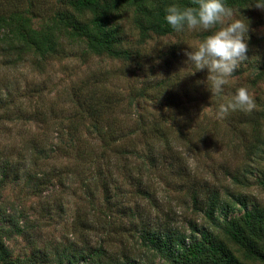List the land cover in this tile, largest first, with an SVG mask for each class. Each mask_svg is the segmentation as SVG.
<instances>
[{
	"label": "rangeland",
	"instance_id": "374dc122",
	"mask_svg": "<svg viewBox=\"0 0 264 264\" xmlns=\"http://www.w3.org/2000/svg\"><path fill=\"white\" fill-rule=\"evenodd\" d=\"M33 1L41 12L40 16L32 18L26 12L21 16L27 17L25 23L33 30L46 29L49 23L46 22L47 14L44 10L56 12L60 10V4L57 0ZM136 1L138 0H131L125 11L114 12L105 24H111L116 36H120L121 48L131 47L133 51L136 49L139 55L134 60L124 61L105 54L76 57L74 52L63 57L59 53L60 57L53 56L37 63L33 61L34 64L24 59L14 67H6L3 60H0V101L6 103L9 112L13 111L7 120L1 119L3 114L0 111V161L8 156L17 165V179L0 188V227L4 229L1 238L11 259L27 260L36 248L46 254L49 264H68L67 259L72 249L101 245L114 252L118 259L128 254L144 264H170L167 256L146 250L139 243L138 233L130 224H124V217L116 214L111 216L109 204L112 208L117 204L131 207L138 204L141 208L149 209V215H154L157 223H168L157 226L167 225L184 232V242L188 240L191 226L200 230L213 227L229 250L239 257L245 254L240 245L221 232L219 226L223 212L214 210L210 219L207 218L203 211L192 209L187 191L177 186H180L181 181L185 182L181 178L185 169L196 182H206L221 196L228 189L233 194L245 195L249 202L254 200L264 205V193L251 181L256 171L255 165L259 170H264V71L257 78L256 68L251 65L254 61L258 67H261L258 64L264 63V11L251 6L257 0L248 1L247 5L232 6V18L242 19L249 24L250 53L248 59L229 78V84L224 87L223 92L213 95L208 89L210 82L207 81V69L195 70L194 65L186 62L184 54L185 51L194 50L201 41L197 39L201 32L186 29L164 37L150 34L143 44H138V30L134 26L136 10L139 8ZM20 2L24 4L23 8H27L28 0ZM143 2L152 9L164 2L167 4V0ZM15 19L19 20L21 17ZM56 34L62 35L59 37L62 38L60 45L64 47L78 44L80 40L85 42V36L74 28H57ZM178 37L181 40L178 41ZM173 42H178L181 48L180 57L162 62L158 55L167 44ZM78 48L79 45L76 46ZM192 71L194 72L191 73ZM163 75L171 80L161 88H151L141 97L136 95L131 99L139 86L147 81L153 84L157 77ZM78 83L83 87L92 83V88L98 93L117 95L121 99L110 128L123 132L125 138L120 139L122 142L116 146L111 144L108 149L101 147L99 142H84L82 150L89 152L90 156L78 161L66 160L59 151L48 154L50 157L43 154L28 157L26 149H29L31 138L41 140L47 136L57 140V137L64 138L65 135L64 132L57 133L53 130L48 132L49 118H46L45 124H39L33 120L23 121L22 113H31L35 109L47 117L50 111L66 112L72 108L68 94L71 87ZM241 86L246 87L254 96L256 108L251 113L239 109L230 110L225 115L227 119L225 116L221 118L218 115L219 105L231 100L236 88ZM250 117L257 118L260 124L256 141L248 132ZM228 120L233 124H228ZM149 121H160L165 129L164 133L168 135L174 148L172 153L166 149L164 159L174 162L171 155L178 153L177 165L182 169L180 174H170L167 163L160 156L158 161H163L161 164L159 162L157 171L146 169L144 165L140 169L142 174H136L135 166H141L146 161L145 137L136 134L137 126H144ZM83 125L80 131L84 138L88 124ZM159 142L157 140V145L161 143ZM251 143L255 146L249 151ZM123 145L125 147H121ZM131 147L135 149L134 155L117 152V148ZM109 159L110 171L108 173L107 169L104 177L114 179L110 182L112 204L104 200L105 192L101 184L103 180L99 179L103 176L96 173L98 167H102L101 170L106 168V161ZM65 162L68 163L66 167L72 168L74 172L69 173L65 167L71 177L65 183L59 184L54 178L51 185L39 193L32 183H27L24 174L34 172L39 175L52 168L59 173L60 168L64 171L62 166ZM72 163L76 169L72 167ZM245 168L247 171L244 173L250 183L244 186L231 184L228 174L236 173L238 176ZM131 173L134 177H140L148 192L153 190L151 194L154 196L149 194L143 197L137 193V182L131 179ZM241 212L238 205H234L227 216ZM8 214L16 224H8L4 220ZM73 258L74 264L80 261L79 253ZM248 262L262 264L264 259L256 262L251 259Z\"/></svg>",
	"mask_w": 264,
	"mask_h": 264
},
{
	"label": "trees",
	"instance_id": "16d2710c",
	"mask_svg": "<svg viewBox=\"0 0 264 264\" xmlns=\"http://www.w3.org/2000/svg\"><path fill=\"white\" fill-rule=\"evenodd\" d=\"M20 1L0 0V60H3L2 62L6 67H14L22 63L24 59L29 60L31 64H34L33 61L36 63L46 61L53 56L60 57L59 53H61L62 57L73 52L76 57L105 54L124 61L134 60V57L139 55L135 51L136 49L133 51L131 47L121 48L120 36H116L111 24L109 26L105 25L114 12L125 11L131 0H57L61 7L60 10L50 13L48 11H51V9L44 10V12L46 11L45 14H47L46 22L49 23V27L38 30H33L29 27L25 23L27 17L21 16L23 12L28 13L32 18L40 16L41 12L37 8L38 6L33 0H28L27 8H23L24 4ZM248 1L252 0H225V3L232 9L234 6L247 5L246 2ZM136 3L139 8L136 10L134 26L138 30L137 42L138 44H143L150 34L164 37L177 33L164 20L165 8L173 3L180 6H191L192 0H167L166 5L164 2L153 9L147 7L143 0H138ZM17 17H21V19L16 20L15 18ZM66 27L74 28L81 32L85 36V42L80 40V43L68 44L67 47L60 45L62 38L59 37H62V35L57 36V28L63 30ZM205 35L207 33H201L197 39L202 40ZM177 39L178 41L181 40L180 37ZM81 41L84 43V47ZM248 43H250L249 40ZM78 45L79 48L76 49ZM180 50L178 42L169 43L164 50H161V54L158 56L162 62H167L170 61V58L180 57ZM251 65L256 68L255 77H260L264 71V63L258 64L261 67L256 66V61ZM170 80L169 77L163 75L159 76V78L157 77L153 84L147 81L146 84L138 87L136 94H133L134 96L132 95L131 99L136 95L141 97L151 88L157 89V86L161 88ZM92 85L90 83V85L83 87L82 84L78 83L71 87L68 99L72 108L66 110V112L60 113L59 111L54 113L49 110L47 117L35 109L31 113L27 111L22 113L23 121L33 120L34 122H39V124H45L46 118H49L50 128L48 132L53 130L57 133L64 132L65 135L64 138L57 137V140L49 139L47 136L41 140L31 138L28 143L29 149H26L28 157H35L40 154L50 157L48 154L59 151V154L63 155L66 160L76 159L78 161L90 156L89 152L82 150L84 142H99L100 146L106 149L110 148L109 146L113 143L116 146L117 143L122 142L120 139L125 138V134L120 131H113L110 128L112 127L110 122L114 121V114L116 108L121 104V99L117 95L98 93L97 90L92 88ZM6 94L8 95L9 93ZM128 104H131V102H128ZM0 111L3 114L1 119L4 118L2 120L9 119L10 114L13 112H9V108L4 101H0ZM225 119H227L226 116ZM84 123H87L88 127L84 132L83 138L80 127L83 129ZM228 124H233V122L228 120ZM247 125L250 137H253L256 141V134L260 131V124L257 118L250 117ZM137 129L136 134L145 137L144 154L146 161L141 166H135L134 169H137L136 174H142L140 169L144 165L146 169L157 171L159 162L161 164L163 160L167 163L166 167H169L170 174H180L182 169H179L177 165L178 153L171 155L174 162L164 159L166 149L172 153L174 146L170 144L171 141L168 139V135L164 133L165 129L161 126L160 121H149L144 126H137ZM85 136H88L87 139H85ZM157 140L161 142L158 145ZM254 146L252 143L249 144L248 150L251 151ZM121 147H125V145ZM117 152L124 155L130 153L134 155L135 149L133 147L131 149L117 148ZM159 156L163 160L158 161ZM109 161L110 159L106 161V168L101 170L102 167H98L96 173L103 176L99 179L103 180L101 184L105 192L104 200L112 204L110 182H113L114 179L104 177L107 169L108 173L110 171ZM67 164V162H65V165L63 164L62 168L64 171L60 168L59 173L52 168L39 175L34 172L24 175L27 183H32L35 191L39 193L51 185L54 178L59 184L65 183L67 179L71 178L68 174L73 171L71 170L72 168L66 167ZM72 165L74 167L73 163ZM16 166L14 161L9 159L8 156L0 161V188L7 182L17 179ZM74 169L76 168L74 167ZM254 169L256 171H254L251 181L264 193V170H259L256 165ZM245 171H247L246 168L238 176L236 173L228 174L230 183L241 186L248 185L250 179L247 178ZM132 173L130 177L137 182V193L143 197L149 194L152 195L153 190L148 192L144 181L140 177H134ZM182 173L181 178L185 182L181 181L180 186H177V188H184L187 191L192 209L203 211L204 216L209 219L214 210L223 212L219 228L224 236L240 245L245 252L243 257H239L229 250L221 237L217 236V232H215L213 227L207 230H200L194 225L191 226L188 240L184 242L186 238L184 232L167 225L157 226V224L168 223L163 221L157 223V218L155 219L154 215H149L150 210L141 208L138 204L135 207L117 204L114 208L109 204L110 215L116 214L124 217V224H130L132 229L138 233L139 243L146 250L167 256L170 264H250L248 260L252 259L256 262L264 259L263 203L254 200L249 202L245 195L233 194L228 189L221 196L214 187H210L206 182H196L189 171L184 169ZM166 183L171 188H174L168 181ZM234 205H238L242 212L237 215L227 216V212ZM4 220L8 224H16V221L9 214L4 217ZM2 231L4 229L2 230V227H0V264H49L50 261L46 254L36 248L27 260L11 259L10 252L1 238ZM195 233H198V236H195ZM78 253L80 261L75 264H144L140 259L131 255L128 256V254H124L122 259H118L114 252L108 251L101 245L80 250L72 249L71 258L67 259L68 264H74L72 259Z\"/></svg>",
	"mask_w": 264,
	"mask_h": 264
},
{
	"label": "clouds",
	"instance_id": "9594fccd",
	"mask_svg": "<svg viewBox=\"0 0 264 264\" xmlns=\"http://www.w3.org/2000/svg\"><path fill=\"white\" fill-rule=\"evenodd\" d=\"M251 6L264 11V0H257ZM232 17V9L225 0H192L191 6L173 3L165 8L164 20L175 32L187 29L207 33L194 50L184 54L195 70L207 69L208 89L213 95L223 92L229 78L248 59L249 24ZM255 108L254 96L241 86L236 88L231 100L219 105L218 115L223 118L230 110L237 109L251 113Z\"/></svg>",
	"mask_w": 264,
	"mask_h": 264
}]
</instances>
